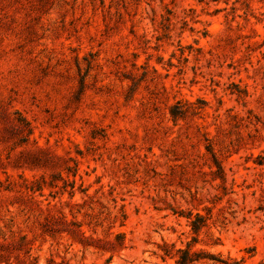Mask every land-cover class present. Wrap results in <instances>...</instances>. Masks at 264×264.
<instances>
[{
  "label": "rangeland",
  "instance_id": "obj_1",
  "mask_svg": "<svg viewBox=\"0 0 264 264\" xmlns=\"http://www.w3.org/2000/svg\"><path fill=\"white\" fill-rule=\"evenodd\" d=\"M0 264H264V0H0Z\"/></svg>",
  "mask_w": 264,
  "mask_h": 264
}]
</instances>
